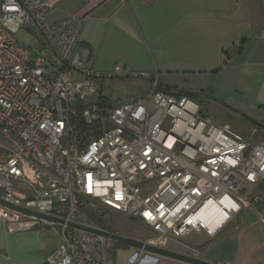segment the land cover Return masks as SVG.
I'll return each instance as SVG.
<instances>
[{
	"label": "built area",
	"instance_id": "2783aa9c",
	"mask_svg": "<svg viewBox=\"0 0 264 264\" xmlns=\"http://www.w3.org/2000/svg\"><path fill=\"white\" fill-rule=\"evenodd\" d=\"M58 1L0 0V198L106 231L95 215L120 212L152 231L140 240L160 247L179 241L207 259L182 239L217 236L250 201L241 191L264 179V137L216 123L197 100L157 81L135 101L110 106L96 81L114 74L82 66L83 18L48 21ZM21 29L37 48L18 36ZM0 219L9 232L49 223L4 205ZM61 228L46 264H116L110 237ZM144 254L159 257L138 250L132 264Z\"/></svg>",
	"mask_w": 264,
	"mask_h": 264
},
{
	"label": "crops",
	"instance_id": "0c3cea01",
	"mask_svg": "<svg viewBox=\"0 0 264 264\" xmlns=\"http://www.w3.org/2000/svg\"><path fill=\"white\" fill-rule=\"evenodd\" d=\"M70 16L84 21L82 66L146 81L138 96L155 81L192 92L195 100L208 90L220 93L214 97L224 105L264 124V0H59L48 21ZM116 66L123 71L115 72ZM241 196L250 201L217 236L204 232L200 249L219 264H264V179L244 183ZM255 196L259 200L251 201ZM55 225L9 232L0 219V264H46L62 242V228ZM133 256L114 255L116 264H132ZM160 258L144 254L140 262L187 264Z\"/></svg>",
	"mask_w": 264,
	"mask_h": 264
},
{
	"label": "rangeland",
	"instance_id": "374dc122",
	"mask_svg": "<svg viewBox=\"0 0 264 264\" xmlns=\"http://www.w3.org/2000/svg\"><path fill=\"white\" fill-rule=\"evenodd\" d=\"M18 36L29 46L38 47V42L34 37L27 31L21 29L18 32ZM96 85L99 88V93L105 96L106 102L110 106H119L123 103L133 102L139 96L141 90L146 89L148 83L142 79L137 78H106L99 79L96 81ZM200 92V91H197ZM220 96V93H215L209 91L205 94H201L198 97V103L201 106V111L203 115L211 117L218 124L229 123L234 132H237L243 136H250V134L256 130L259 133V138L264 137V126L260 124H253L251 120L247 119L244 114L238 111L236 108L228 107L214 97ZM240 123V124H238ZM107 227L110 231L115 232L119 235L133 237L137 239H145L152 231L141 224L139 221L130 219L124 216L120 212L111 211L105 219ZM59 228L62 225H55ZM54 227L53 230L56 228ZM206 235L204 232H192L188 237L183 238V242H187L189 245L196 246L204 250L203 242L205 241ZM166 248L173 249L175 251L188 253V248H186L182 242L175 240H168L166 242ZM138 250L133 248H123V247H113V256L118 252L121 256L125 258H130ZM163 260V257L160 258Z\"/></svg>",
	"mask_w": 264,
	"mask_h": 264
},
{
	"label": "water",
	"instance_id": "95a60500",
	"mask_svg": "<svg viewBox=\"0 0 264 264\" xmlns=\"http://www.w3.org/2000/svg\"><path fill=\"white\" fill-rule=\"evenodd\" d=\"M3 192H4V188L0 186V195H2ZM0 205H4V206H7L9 208L17 209L19 211H22V212L28 213L34 217H37L39 219L46 220L49 222V223L45 224L46 228H51L53 224H58V225L67 224L70 227H75V228H79V229H82L85 231H89L92 233L101 234V235L110 237L114 241L122 243V244H124L130 248L140 250V251H144V252H147L149 254L156 255V256L175 259V260L187 263V264H219V263L213 262L209 259L192 256L188 253L175 251V250H172V249H169L166 247L151 245V244L144 242L143 240L133 238V237L119 235V234L112 232V231L101 230L98 228L89 227V226H85V225L74 223V222H66L64 219H61L58 217L49 216V215L41 214L38 212L28 211L26 209L16 207V206H14L8 202H5L1 198H0Z\"/></svg>",
	"mask_w": 264,
	"mask_h": 264
},
{
	"label": "trees",
	"instance_id": "16d2710c",
	"mask_svg": "<svg viewBox=\"0 0 264 264\" xmlns=\"http://www.w3.org/2000/svg\"><path fill=\"white\" fill-rule=\"evenodd\" d=\"M166 90L171 91V89H166ZM173 91H176V90H173ZM176 92H178V93H180V94L188 95V96H190L191 98L195 99V94L192 93V92H185V91H176ZM100 98H101L103 101L106 102V99H105L106 97H105V96H102V95H101ZM258 124H260V125H262V126L264 125V124H261V123H258ZM105 212H106V210H105ZM105 212L101 213L100 216L95 215V218L97 219V222H98V224L100 225V227L109 230L110 228L107 227V223H105V219L102 217V216L104 215ZM115 247L128 248V246H126V245H124V244H122V243L116 242V241H115Z\"/></svg>",
	"mask_w": 264,
	"mask_h": 264
},
{
	"label": "bare ground",
	"instance_id": "6f19581e",
	"mask_svg": "<svg viewBox=\"0 0 264 264\" xmlns=\"http://www.w3.org/2000/svg\"><path fill=\"white\" fill-rule=\"evenodd\" d=\"M226 202V201H224ZM207 209L219 210V206L217 204H210L207 206Z\"/></svg>",
	"mask_w": 264,
	"mask_h": 264
}]
</instances>
